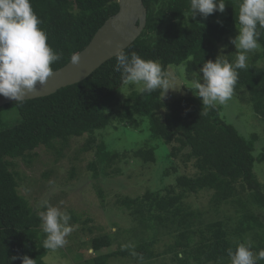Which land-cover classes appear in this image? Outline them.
Masks as SVG:
<instances>
[{"label": "trees", "instance_id": "16d2710c", "mask_svg": "<svg viewBox=\"0 0 264 264\" xmlns=\"http://www.w3.org/2000/svg\"><path fill=\"white\" fill-rule=\"evenodd\" d=\"M143 1L148 11L146 28L125 53L130 56L135 52L144 60L159 63L169 80L176 71L191 78L181 80L186 85L179 82L182 91L171 100L162 97V89L152 93L132 90L123 99L128 85H123L121 73L114 71L113 58L84 81L55 94L0 107V264H22L21 259L11 258L25 255L35 264H57L52 255L60 250L65 256L60 248H43L41 208L35 210L20 192L23 177L16 169L20 160L33 165L42 148L63 155L72 140L86 137L81 150L93 153L90 177L98 180L102 175L119 174L120 169L114 166L126 153L110 151L104 141L96 139L97 132L115 123L139 128L147 122L153 138L171 150L163 179L173 173L176 182L164 190L117 199V209L124 211L131 223L122 233L118 228L116 233L95 234V227L87 226L89 220L82 222L73 210L66 211L71 215V250L78 264H111L122 257L134 260L132 264L154 260L160 264H230L229 248L235 251L244 243L254 254L264 249V65L260 64L264 63V29H258L260 47L247 69L237 70L233 95L241 93L244 105H249L252 117L261 123L244 132L225 116V104H217L204 115L202 100L191 87L201 79L204 62H214L221 45L238 35L239 0H224V12L216 11L206 19L199 14L191 17L190 0ZM30 3L41 21L39 27L47 34V43L54 52L62 53L51 65L53 71L66 66L73 53L83 51L98 29L119 11L118 0ZM231 60L232 56L227 62ZM233 99L236 97L229 101ZM238 104L235 107L241 110L242 104ZM155 152V147L133 151L144 163L155 162ZM178 159L192 163L194 172L178 174ZM75 170L72 168V173ZM201 193L209 195L207 208L211 212L194 207L191 198ZM98 194L103 199V190ZM87 235H92L91 239L83 240ZM122 235L120 247L128 237L136 244L121 248L119 256L107 254L113 236L119 239ZM163 241L164 250L158 251L156 246ZM89 250L95 257L85 258Z\"/></svg>", "mask_w": 264, "mask_h": 264}, {"label": "rangeland", "instance_id": "374dc122", "mask_svg": "<svg viewBox=\"0 0 264 264\" xmlns=\"http://www.w3.org/2000/svg\"><path fill=\"white\" fill-rule=\"evenodd\" d=\"M231 38H235V36L233 35ZM258 49L247 54L246 63L251 61ZM236 51L235 46L228 40L226 44L221 45L218 55H224L222 58L226 61L232 56L233 60L230 63H234L237 55ZM260 64L264 65L263 62H260ZM190 78L185 73H179L178 71L171 74L169 86L173 89L168 90L164 97L171 100L178 96L180 91H182L179 82ZM181 84L186 85L182 81ZM138 87L129 84L124 88L122 98L128 97L132 90L139 91ZM233 96L236 97V102L234 99L232 102L227 101L224 106L225 116L244 132H247L248 129L251 130L252 126L258 128L261 123L252 117L249 105H244L246 103L242 99V94L235 93ZM233 102L239 103L240 106L242 104L241 110L237 106L235 107ZM96 139L99 142L104 141L110 151H116L121 154L126 153V157L114 166V168L120 169L119 174L102 175L101 179L99 178L98 180L91 178L92 171L88 165L94 158L93 153L81 150L86 142V137L76 138L72 140L69 149L65 150L63 155L57 154L54 150L42 148L38 151L39 158L36 159L33 165H27L20 160L16 168L23 177L20 192L28 198L35 210L41 208L38 211L39 213L42 211L44 203L48 202L62 211L73 210L81 218L82 222L89 220L90 223L87 226L95 227V234L116 233L115 231L118 228H121L122 233L124 230L130 229L131 223L128 220V215L124 211L117 209L115 201L120 197H135L142 195L147 190H164L168 185H173L176 182V176L173 173L170 177L163 179V171L168 168V155L171 150L163 142L153 138L147 122H144L139 128L124 127L123 124L115 123L107 130L97 132ZM152 147L156 149L155 162L144 163L141 158L136 157L133 153L135 149ZM175 165L178 169V174L194 172L193 164H186L183 159H178ZM72 168L76 169L75 173H72ZM51 171L50 176L45 178ZM108 171H111V169ZM100 189L104 192L103 199L98 194ZM209 200V195L206 193H201L191 198V201L194 202V207H200L202 211H209L207 208ZM203 204L206 207L202 209ZM205 218H210V213L206 214ZM79 225L81 223H78L76 229ZM71 233L66 237V244L60 248L65 253V256L62 257L61 251L57 250L51 257L57 264H59V260H61L60 264H78L79 262L77 256H75V251L71 250V244L74 242L70 238ZM91 236H84L83 240H89ZM115 237L113 236V247L107 253L110 256H119L121 248L136 244L135 239L131 238L132 241H130V237H128L127 240H123V246L120 247V242L124 237L123 235L119 239ZM156 249L158 251L164 250V241L157 245ZM85 253V258L89 256L95 257L93 256V250L85 251ZM132 261L134 260L131 258L122 257L113 259L111 264H132ZM151 264L160 263L154 260Z\"/></svg>", "mask_w": 264, "mask_h": 264}, {"label": "clouds", "instance_id": "9594fccd", "mask_svg": "<svg viewBox=\"0 0 264 264\" xmlns=\"http://www.w3.org/2000/svg\"><path fill=\"white\" fill-rule=\"evenodd\" d=\"M224 10V0H190L189 12L193 18L199 14L206 19L214 12ZM40 24L30 0H0V95L16 101V104L23 103L27 94L35 92L37 84L44 86L47 83L53 74L51 65L62 56L49 46L47 34ZM236 26L238 35L230 38L237 50L235 62H227L222 58L224 55L218 56L214 62H204L200 69L201 79L191 85L196 90L195 95L202 100L204 115L233 97L237 70H246L247 54L260 47L258 29H264V0H239ZM115 58L114 71L121 73L123 85L139 86L141 93L162 89V97L173 89L169 86V74L159 63L144 60L135 52L129 56L119 43L116 44ZM70 60L74 65L79 64L80 54L73 53ZM43 207L45 210L38 214L45 234L43 248L55 251L66 244V237L73 230L69 223L71 215L48 202ZM227 255L230 264H257L264 260V249L254 254L250 246L241 243L235 251L229 248ZM11 259H21L22 264H35V260L27 255Z\"/></svg>", "mask_w": 264, "mask_h": 264}, {"label": "water", "instance_id": "95a60500", "mask_svg": "<svg viewBox=\"0 0 264 264\" xmlns=\"http://www.w3.org/2000/svg\"><path fill=\"white\" fill-rule=\"evenodd\" d=\"M118 4V13L98 29L88 46L79 53V64L74 65L70 61L66 66L53 71L47 83L44 86L37 84L36 91L27 94L26 100L48 97L62 88L84 81L106 62L115 58L117 43L126 50L141 36L148 16L144 1L118 0ZM15 102L0 95V107Z\"/></svg>", "mask_w": 264, "mask_h": 264}]
</instances>
